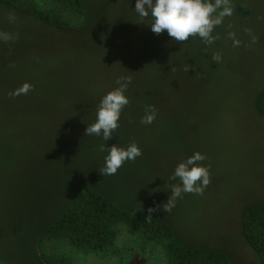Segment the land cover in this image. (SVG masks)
<instances>
[{"label":"rangeland","instance_id":"obj_1","mask_svg":"<svg viewBox=\"0 0 264 264\" xmlns=\"http://www.w3.org/2000/svg\"><path fill=\"white\" fill-rule=\"evenodd\" d=\"M33 1L70 26L80 23L55 0ZM84 2L86 20L78 30L51 29L0 6V31L17 37L0 40V264H41L38 252L70 264H167L166 239H145L121 222L97 251L45 239L46 226L82 184L107 192L128 213L156 209L180 243L219 249L232 264H258L240 214L264 203V117L253 107L264 85V0H231L233 15L214 30L220 39L211 46L198 36L182 44L166 31L153 33L150 17L141 21L136 13V0ZM213 53L220 62L212 61ZM126 76L130 103L113 136L85 135L101 98ZM25 82L33 85L27 95H8ZM146 105L157 110L148 125L140 123ZM132 142L142 155L102 176L107 147ZM195 152L206 156L201 164L209 167L211 183L203 195L182 194L164 212L170 185L180 183L169 177Z\"/></svg>","mask_w":264,"mask_h":264},{"label":"trees","instance_id":"obj_2","mask_svg":"<svg viewBox=\"0 0 264 264\" xmlns=\"http://www.w3.org/2000/svg\"><path fill=\"white\" fill-rule=\"evenodd\" d=\"M65 10L77 13L78 26H70L57 14L40 9L33 0H0V6L17 12L32 22L51 29L78 30L86 20L84 0H55ZM240 15L245 10L237 7ZM264 60V35L261 39ZM253 107L258 115L264 117V85L253 98ZM121 222L129 225L140 236L148 240L166 239L167 264H232L219 249L195 248L180 243L165 222L148 211L128 213L115 206L107 192L92 189L86 184L78 185L66 207L49 222L44 229L45 239H65L78 250H100L110 240L112 225ZM242 236L254 253L258 264H264V203L249 204L240 214ZM40 239L36 242L38 247ZM41 264H70L68 258L59 255H37Z\"/></svg>","mask_w":264,"mask_h":264},{"label":"clouds","instance_id":"obj_3","mask_svg":"<svg viewBox=\"0 0 264 264\" xmlns=\"http://www.w3.org/2000/svg\"><path fill=\"white\" fill-rule=\"evenodd\" d=\"M242 7H247V5L242 4ZM134 9L141 21L150 17L151 23L148 25L157 35L166 31L169 37L182 44L186 43L190 37L198 36L206 45L211 46L220 39L219 34L213 35L214 30L223 24L226 17L233 15L234 6L231 0H136ZM15 19V15L9 13V22H14ZM245 31L251 32L250 29H245ZM228 36L232 39L234 48L240 46L241 42L236 38L235 33L229 32ZM16 38L11 33L0 31V40L4 42L13 41ZM252 42H256L255 36L252 37ZM211 59L218 63L222 57L219 53H213ZM188 70L189 67L186 66L184 71L188 72ZM131 79L130 76L117 78L116 83L119 86L108 91L101 98L97 106L96 120L87 125L84 130L85 135H102L104 141L113 136V132L119 127V118L123 108L130 103L124 93ZM32 90L33 85L25 82L8 95L14 98L27 95ZM156 114L157 110L153 105H146L145 114L141 117L140 123L145 125L153 123ZM100 150L104 151L105 146H101ZM107 152L104 166L99 170L102 176L115 175L126 161H135L142 155L141 149L135 142L130 143L126 148L114 144L107 147ZM204 160H206L205 155L195 152L176 165L169 179H178L180 183L170 185V195L167 202L163 203L164 212H170L177 198H181L182 194L203 195L204 190L211 183L209 167L201 164ZM154 211L156 209L149 208V215Z\"/></svg>","mask_w":264,"mask_h":264}]
</instances>
